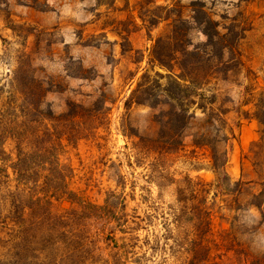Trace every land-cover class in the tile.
I'll use <instances>...</instances> for the list:
<instances>
[{
    "label": "rangeland",
    "instance_id": "rangeland-1",
    "mask_svg": "<svg viewBox=\"0 0 264 264\" xmlns=\"http://www.w3.org/2000/svg\"><path fill=\"white\" fill-rule=\"evenodd\" d=\"M175 26L187 33L189 51L207 43L205 32L219 33L225 41L203 48V57L240 60L242 66L205 71L199 91L205 99L194 97L197 104L191 106L198 119L185 131V151L165 164L168 181L161 188L157 168L137 145L140 138L159 136L158 117L167 107L156 104L168 99L152 84L147 104L154 108L125 104L145 74L163 86L168 80L157 74H179L153 62L155 53L170 54ZM227 45L234 49L223 52ZM28 75L49 90L43 108L55 116L67 114L70 103L91 110L78 120L80 134L61 161L72 170L69 189L86 201L103 206L112 194L125 200L123 221L134 230L117 233L116 242L122 246L139 238L127 248L126 264H137V256L163 264L166 254L145 242L153 244V236L163 234L168 207L187 178L201 184L200 196L211 213L212 261L244 264L264 255V0H0V112L6 117L15 79L22 77L26 86ZM206 121L227 136L219 146L223 157L217 171L212 150L193 146ZM4 140L11 175L16 144L10 134ZM54 204L60 211L71 207ZM97 246L102 253L96 255L104 260L118 251L115 243ZM11 254V221L7 205H0V261H11ZM27 257L35 264H79L76 254ZM93 261L85 264H103Z\"/></svg>",
    "mask_w": 264,
    "mask_h": 264
},
{
    "label": "trees",
    "instance_id": "trees-1",
    "mask_svg": "<svg viewBox=\"0 0 264 264\" xmlns=\"http://www.w3.org/2000/svg\"><path fill=\"white\" fill-rule=\"evenodd\" d=\"M180 31L175 26L169 38L170 54L167 57L157 53L153 55L154 63L169 72L177 68L179 74L166 77L157 74L158 80H168L165 86L145 74L143 82L125 104L126 107L133 103L148 105L147 101L153 96L155 88L152 84H156L168 99L165 103L159 100L156 104L167 107L158 117L161 125L159 136L156 139L140 138L137 145L140 153L157 168L161 188L168 181L164 173L165 164L171 157L185 151V131L198 119L196 113H192L191 106L197 104L194 97L199 101L205 99L199 92L202 80L206 77L205 71L222 66H242L240 60L203 57V48H214L225 41L219 33L205 32L207 43L189 51L186 45L187 33L185 36ZM158 45H164V41H159ZM222 48L223 52L234 49L231 45ZM15 82L17 85L11 93V113L6 117L5 112H0V205H7L12 245L11 261H0V264H35L27 257L32 252H45L49 260L57 254L61 257L76 254L79 264L93 260L103 264H126L127 248H132V241H139V238L132 237L129 243L124 242L122 246L116 242L117 233L125 235L129 230H134L127 226V221H123L125 200L112 194L103 206L86 201L69 189L72 170L61 161L63 154L74 145L80 134L78 120L91 110L70 103L67 114L55 116L51 109L43 108L48 106L43 100L49 90L42 81L28 75L26 86L22 84V77L17 76ZM20 84L22 86L18 88ZM198 109L206 113L201 104ZM211 130L215 132L214 135ZM7 134L16 144L17 152L16 159H11V175L7 166L10 159H7L4 150ZM226 138L220 126L208 121L202 126V131L194 135L195 148L212 150L211 158L216 171L223 157L219 146ZM199 185L191 178L185 179L175 203L168 207L169 214L164 218L163 234L153 236V244L149 240L145 242L146 246H151L152 251L159 248L166 254L163 264H219L211 259L209 235L212 219L206 199L200 196L204 191L198 188ZM54 202H68L71 207L55 210ZM256 207L263 208L262 205ZM138 227L141 225L138 224ZM100 242L108 245L115 243L117 253L107 260H104L102 254H98L99 257L96 253H102L97 246ZM147 258L137 256L136 263L147 264ZM244 264H264V255L254 257Z\"/></svg>",
    "mask_w": 264,
    "mask_h": 264
}]
</instances>
